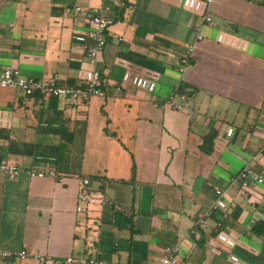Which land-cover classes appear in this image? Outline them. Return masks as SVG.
<instances>
[{
	"label": "crops",
	"instance_id": "obj_1",
	"mask_svg": "<svg viewBox=\"0 0 264 264\" xmlns=\"http://www.w3.org/2000/svg\"><path fill=\"white\" fill-rule=\"evenodd\" d=\"M112 1L0 0V74L59 86L86 83L91 70L84 18L65 9L105 8L112 19L95 65L102 97L71 107L0 89V161L20 170L0 174V250L45 259L0 264H155L172 245L185 264H264V239L251 231L264 223V189L239 195L235 181L247 165L264 174V0ZM176 89L181 110L165 104ZM80 179L95 202L77 213ZM217 192L207 227H194Z\"/></svg>",
	"mask_w": 264,
	"mask_h": 264
},
{
	"label": "built area",
	"instance_id": "obj_2",
	"mask_svg": "<svg viewBox=\"0 0 264 264\" xmlns=\"http://www.w3.org/2000/svg\"><path fill=\"white\" fill-rule=\"evenodd\" d=\"M213 0H202V3L207 6ZM132 0H113V7L120 9H130ZM106 9L93 7L84 8L79 6H73L65 9V12L72 13L75 16H82L85 21L86 30L84 38L89 44H82L83 55L86 59L90 70V78L86 83H73L71 85L59 86L54 81H42L34 80L31 78L23 77L16 69L6 67L0 74V89H12L18 91L25 97L38 94L42 97H62L65 98L71 107H77L86 103L89 99L94 97L103 96L104 82L100 78L99 71L95 69L97 57L103 50L106 43V31L112 23V19L105 15ZM204 23H209L210 18L205 16L203 18ZM196 41L201 40L200 35H196ZM194 48V44L185 45L183 49V56L176 62V71L178 74H182L186 67H188L191 54ZM186 95L178 93L177 89L174 90L166 99L165 104L173 110H181V103L185 101ZM178 100V101H177ZM264 148V147H263ZM20 170L14 165L9 164L6 161H0V174L5 175L8 179H14ZM28 178L31 179H53L58 183H62L63 178L57 175L53 171H27ZM237 193L239 195H245L247 189L251 184L258 185L264 189V174L258 171H254L248 165L242 167L236 177ZM222 193L217 192V200L209 208L200 213L194 222V227L204 229L207 227V219L212 212L217 209V202L221 198ZM95 199L91 196L88 189V182L85 179H80L77 184L76 191V205L75 212H82L84 205L93 204ZM25 258H32L40 263H43L45 259L37 254H31L26 251H18L15 253H9L0 250V260L7 261L9 259L23 260ZM61 264H106L102 261H95L87 259L82 256L78 257H66L62 260ZM155 264H185V262L179 257V250L176 245L166 246L162 248L161 254Z\"/></svg>",
	"mask_w": 264,
	"mask_h": 264
},
{
	"label": "trees",
	"instance_id": "obj_3",
	"mask_svg": "<svg viewBox=\"0 0 264 264\" xmlns=\"http://www.w3.org/2000/svg\"><path fill=\"white\" fill-rule=\"evenodd\" d=\"M178 91L181 92V89L178 88ZM212 133L205 136L203 138V142H202V150L205 152L207 146H209L211 144V139H212ZM252 233H254L255 235L262 237L264 239V223L261 222H257L254 227L251 229Z\"/></svg>",
	"mask_w": 264,
	"mask_h": 264
}]
</instances>
